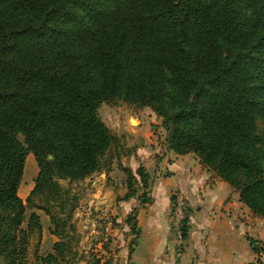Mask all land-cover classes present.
<instances>
[{"label":"trees","instance_id":"16d2710c","mask_svg":"<svg viewBox=\"0 0 264 264\" xmlns=\"http://www.w3.org/2000/svg\"><path fill=\"white\" fill-rule=\"evenodd\" d=\"M104 102L150 108L168 151L195 155L264 221V133L257 124L264 120V0H0L5 264H30L42 225L33 213L24 228L26 203L41 196L36 207L62 239L43 261L66 256L73 199L59 181L105 167L114 138L99 114ZM30 153L39 172L24 201ZM126 172V197L136 196L134 184L148 187L146 172ZM183 233L186 240L189 216Z\"/></svg>","mask_w":264,"mask_h":264},{"label":"rangeland","instance_id":"374dc122","mask_svg":"<svg viewBox=\"0 0 264 264\" xmlns=\"http://www.w3.org/2000/svg\"><path fill=\"white\" fill-rule=\"evenodd\" d=\"M99 114L114 138L109 152L102 160L105 167L83 180L59 181L62 189L68 191L73 199V215L68 221L73 229L68 227L63 236V240L69 244L66 256L63 259L58 258L57 262L43 261L49 254H55L54 245L62 239L53 234L56 225L51 222L50 216L36 207L45 202L41 196L35 199L33 205L26 203L24 228L33 213L39 216L42 225L41 237L35 235L31 240L30 264H136L138 257V262L141 261L142 264L152 261L145 257L156 248L153 241L155 236L149 227L140 226V222L150 220L153 213L155 217L162 218L161 213L165 210L162 204L155 205L152 210L155 202L152 193L156 179L170 174L168 167L163 165L170 152L165 145L166 132L159 118L157 123L149 125L153 118L150 108H139L125 102H104L99 108ZM141 122L144 124L140 133L138 128ZM257 124L260 133H264V120L259 119ZM147 133L153 134V143L146 141ZM20 139L24 141L23 137ZM142 149H145L148 155H139ZM146 156L147 158H144ZM197 160L194 167L202 166L203 170H207L199 159ZM144 162L147 165H144ZM139 169L149 175L148 187L144 189L141 183L134 184V188L138 190L136 196L126 197L129 192L126 171L136 174ZM38 172L36 159L30 153L21 188L24 201L35 185ZM137 178L140 180L138 176ZM178 194L176 192L171 195V208L168 214H165L169 222ZM68 204L71 205V202ZM61 223L64 224L65 220ZM36 249L39 250V260L36 259ZM179 249L178 246L177 254ZM159 251L168 255V250L163 245H159ZM136 252L137 259L134 258ZM0 264H5L1 257ZM158 264H162L161 259Z\"/></svg>","mask_w":264,"mask_h":264},{"label":"crops","instance_id":"0c3cea01","mask_svg":"<svg viewBox=\"0 0 264 264\" xmlns=\"http://www.w3.org/2000/svg\"><path fill=\"white\" fill-rule=\"evenodd\" d=\"M157 122L158 117L153 113L149 125ZM143 124L141 122L138 128L140 133ZM145 135L146 141L153 143V134ZM146 154L148 152L142 149L139 155ZM196 160L193 154L168 152L163 165L168 167L170 174L156 179L152 193L155 199L152 210L155 205H164L162 218L155 217L153 213L150 220L140 222V226L149 227L155 236L153 241L156 248L145 257L152 259L148 264H158L159 259L162 264H254L258 254L253 250L251 240L258 241L264 247V221L240 202L239 194L229 184L208 169L203 170L202 166L195 168ZM21 188L22 185L20 196ZM176 192L185 198L189 216L188 238L184 240V251L180 257L176 252L180 243L172 227V218L169 222L165 217L171 208V195ZM159 245L167 248L168 255L160 253ZM137 256L138 252L134 258L137 259ZM138 260L139 257L135 263L142 264Z\"/></svg>","mask_w":264,"mask_h":264},{"label":"built area","instance_id":"2783aa9c","mask_svg":"<svg viewBox=\"0 0 264 264\" xmlns=\"http://www.w3.org/2000/svg\"><path fill=\"white\" fill-rule=\"evenodd\" d=\"M187 203L185 198L178 194L172 212V227L175 231L178 242L180 243V249L178 250L177 256L180 257L183 254V243H184V233H183V221L186 216ZM254 264H264L263 253L258 254Z\"/></svg>","mask_w":264,"mask_h":264}]
</instances>
